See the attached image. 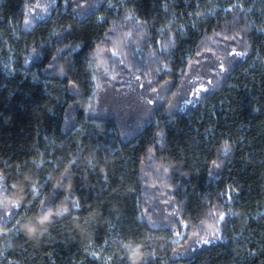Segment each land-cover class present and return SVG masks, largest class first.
Listing matches in <instances>:
<instances>
[{
    "label": "trees",
    "instance_id": "1",
    "mask_svg": "<svg viewBox=\"0 0 264 264\" xmlns=\"http://www.w3.org/2000/svg\"><path fill=\"white\" fill-rule=\"evenodd\" d=\"M37 2L47 11L26 28L33 0H0V214L13 213L0 264H264V0ZM230 50L247 54L166 112L194 59ZM120 65L153 89L170 82L129 139L92 111L95 77ZM45 208L63 214L41 224ZM210 211L226 215L220 239H185L215 224Z\"/></svg>",
    "mask_w": 264,
    "mask_h": 264
},
{
    "label": "rangeland",
    "instance_id": "2",
    "mask_svg": "<svg viewBox=\"0 0 264 264\" xmlns=\"http://www.w3.org/2000/svg\"><path fill=\"white\" fill-rule=\"evenodd\" d=\"M99 2L100 0H77V6L80 10L87 11L93 9ZM231 51L227 52L228 56L226 53L219 58H208L207 55H201L194 59L176 95L168 103L166 112L179 111L194 104L199 96V93L198 95H194V93L201 87L205 88V85L210 81L206 76L213 72L210 67L213 68V64H218L220 67L221 64L224 65L228 62L233 65L232 60L236 58L229 55ZM127 73L120 65L102 76V82L95 77L97 90L92 106L94 114L116 119L125 139L134 136L151 120L154 111L165 101L170 86V82H165L156 91H153L149 80H143L144 76H128ZM149 100L154 102L148 103ZM0 183H4V181L0 179Z\"/></svg>",
    "mask_w": 264,
    "mask_h": 264
},
{
    "label": "snow or ice",
    "instance_id": "3",
    "mask_svg": "<svg viewBox=\"0 0 264 264\" xmlns=\"http://www.w3.org/2000/svg\"><path fill=\"white\" fill-rule=\"evenodd\" d=\"M52 2L54 3L55 0H52ZM33 4H34V7L29 9V11L31 13H33L32 19L31 20H29V19H25L24 20V25H25L26 28H30L31 24H32V22L34 20L42 19V16L40 15V13L47 11V5H41L39 2H37V0H33ZM37 10H39V11H37ZM198 15H199V13H198ZM126 19H127V17H126ZM110 31H114V29H112ZM217 35H219V33H217ZM225 39H229V38L225 37ZM231 39L234 40L235 37H232ZM108 42L111 43V40H109ZM35 51H36V49H33V52H35ZM104 51H107V50H104ZM111 54H112V56H115L117 53L112 52ZM246 54H247L246 52H236L235 50H232L229 53V55H234V56H244ZM96 55L99 57V56L102 55V52L98 51L96 53ZM220 71L221 72L225 71L224 66L222 64L220 65ZM149 83H151V82L149 81ZM209 83H211V81H209ZM97 87H99V86H97ZM141 87H143V85H141ZM153 91H156V89H153ZM200 91H206V89L201 87V88L197 89V91H196V93H194V95H198V93ZM153 102L154 101H152V100L148 101V103H153ZM89 108H91V105L89 106ZM229 151H230V147L227 144V142H225V144L223 146V153L227 154ZM75 163H76L75 160H73L71 162V165L69 166V171H67V173H66V175H65V177L63 179L62 184L59 185L58 187H63L64 185H69L70 186L69 176L72 175L70 169H71L72 165H75ZM212 164H213L214 168H220L221 165L223 164V161L221 160V161L217 162L216 160H214V161H212ZM0 179H2V178H0ZM9 190H10L9 187L6 184L0 183V191H3L5 193H7ZM11 190L12 191L15 190V186L14 185L11 186ZM0 203H2V202H0ZM75 206H77V205H74V207ZM11 207L13 209H17V208L21 207V204L19 202H15V203H13L11 205ZM42 207H43V205H42ZM64 211H67V209H64ZM54 214L55 215H62L63 212H61L60 210H57L55 213H52L49 209L45 208L44 211L40 214L41 215V219H40L39 223L43 224L45 222H50L51 217ZM207 215L215 221V224L214 225H210L207 228H204L203 227L204 221H201L199 225L195 226L197 228H200L201 231H195V232H193L191 238L185 236V239H192L193 243H200V244H209V243H211V240L209 239V235L213 239H217V240L220 239L219 224L226 220V215L223 214V213L217 214L216 212H211V211L208 212ZM5 216H13V213H11V212H3L2 214H0V219H3ZM20 223H21L20 221H17V225H19ZM183 227L187 228V227H189V225L188 224H184ZM23 230L30 236L35 235V231H36L35 228L31 224L23 225ZM16 231L19 232V231H21V229L19 227H17ZM0 235H3V234H0ZM176 235L180 236V235H182V233L177 232ZM123 246L127 247V245H123ZM9 247H11V245H9Z\"/></svg>",
    "mask_w": 264,
    "mask_h": 264
}]
</instances>
